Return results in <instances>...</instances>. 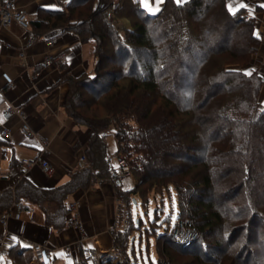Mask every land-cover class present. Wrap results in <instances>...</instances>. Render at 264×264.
<instances>
[{
    "label": "trees",
    "instance_id": "1",
    "mask_svg": "<svg viewBox=\"0 0 264 264\" xmlns=\"http://www.w3.org/2000/svg\"><path fill=\"white\" fill-rule=\"evenodd\" d=\"M112 6L113 0H72L67 11L32 20L33 29L61 26L84 41H96L94 73L69 77L65 101L74 122L89 128L87 152H83L89 166L73 172L57 188H38L22 181L16 199L54 204L57 211H46L47 222L61 229L68 223L65 200L71 192L88 188L96 178L121 185L107 151L106 132L113 124L138 180L132 191L118 192L127 205L133 192L145 197L156 186L162 188L157 193L173 187L179 199V219L206 237H215L221 228L232 236L264 222V201L253 200L248 191L244 206L237 204L236 194L226 200L220 195L219 202L214 197L218 182L230 184V189L235 177L237 183L264 177L262 80L257 71L243 69L260 45L252 19L230 12L224 0L183 4L168 0L155 16L136 3L139 20L119 31L109 17ZM115 55L120 56L119 68L102 73L111 81L97 91L95 86L105 77L101 69ZM205 107L210 109L208 115L200 113ZM128 114L136 117L134 129L129 122H121L120 116ZM127 149L133 150L135 158ZM93 170L98 171L96 175ZM245 170L248 174L242 180ZM13 198L12 191L2 192L0 208L8 210ZM130 222L124 238H129L134 225L131 214ZM168 234L158 237L160 253L161 240L169 247L176 244L174 238H161ZM95 257V261L100 258L103 264H113V255ZM129 261L128 256L126 264ZM83 264H89L88 259Z\"/></svg>",
    "mask_w": 264,
    "mask_h": 264
},
{
    "label": "crops",
    "instance_id": "2",
    "mask_svg": "<svg viewBox=\"0 0 264 264\" xmlns=\"http://www.w3.org/2000/svg\"><path fill=\"white\" fill-rule=\"evenodd\" d=\"M18 1L27 8L33 21L42 19L44 14L65 10L62 8L63 0ZM172 1L183 4L190 0ZM224 1L230 12H241L243 16L252 19L254 33L258 36L260 45L250 63L243 66V69L249 73L257 71L260 76L264 75V0ZM115 2L116 0H113L114 4ZM167 2L168 0H134V3L140 4L141 8L152 16L158 15ZM120 23L124 27L125 24L121 21ZM34 30L42 39L27 51L23 60H19L17 54L25 37V30L17 34L12 25L9 30L3 32L4 43L0 45V67L10 72L18 86L16 90L7 92L5 99L0 97V111L3 112L10 103L25 106L29 114V123L37 135L30 138L29 145H26L29 154L22 159L34 161L43 154L55 167V173L46 174L38 164L20 171L16 168V164L22 159H16L14 156L8 171L0 172V194L10 190L14 201L17 200L16 188L22 181L46 189L57 188L68 182L72 173L78 171L75 169L76 160L82 150L86 149L89 141V128L74 122L65 109V101L70 88L67 79L77 78L93 71L96 41H84L76 32L61 26L44 28L41 26ZM50 38L57 40L52 52L60 56L59 62L43 73L35 83L32 75L34 70L39 68L48 51L45 39ZM91 44L94 45V66L89 63L92 54ZM63 52L67 55L64 59L61 58ZM0 85L3 86L4 82L1 81ZM259 102L261 107H264V83L260 89ZM62 111L66 114L67 120L61 119ZM3 122L2 117L0 128ZM18 132H21L18 127L14 128L11 141L0 138V159L6 156L7 148L13 146V136ZM93 173L97 174L94 171ZM120 186V184L116 186L108 179L96 178L88 188H77L67 196L65 205L72 200L81 202L82 217L86 221L85 238L80 246H75L73 249L66 248V244L79 236L69 231L67 225L60 229L47 222L46 211L55 213L57 207L49 202L41 205L27 200L35 208L33 214L23 213L20 220H9L6 225L0 223V264H25L27 260L29 264H35L31 247V243L35 241L48 244L53 258L52 264H83L86 259L89 264H101L100 258L95 261V256L114 255L111 254L114 252L111 249L113 241L107 229L113 223L116 212L115 199L119 198L125 203L118 196L119 191H124ZM36 209L41 210L43 214L35 211ZM3 211L5 210L0 208V213ZM128 211L130 219V210ZM24 224L27 228L25 233H22ZM126 232H120L119 237L122 238ZM79 240L81 241V238L77 239Z\"/></svg>",
    "mask_w": 264,
    "mask_h": 264
},
{
    "label": "rangeland",
    "instance_id": "3",
    "mask_svg": "<svg viewBox=\"0 0 264 264\" xmlns=\"http://www.w3.org/2000/svg\"><path fill=\"white\" fill-rule=\"evenodd\" d=\"M67 10L65 9V11ZM109 17L119 31H122L123 28L132 27L134 22L139 20L136 12V3H134V0H116L110 9ZM120 21L125 24L124 27ZM194 22L195 26L196 21ZM12 25L14 32L17 34L23 32V29L17 23H13ZM90 46L92 54L89 58V63L94 66V45L91 44ZM118 56L115 55L113 62H106V65L101 69V74L118 70L120 64V56ZM89 73L93 74L94 69ZM103 74L102 76L105 77L99 79L98 84L95 86L97 91L108 86L111 81L108 75ZM209 110V107H205L200 113L202 112L208 115L210 113ZM2 117L3 112L0 111V120H2ZM60 117L62 120H67V116L63 111ZM120 118L121 122H129L127 125L133 129L138 126L134 115H121ZM30 138L22 132H18L13 136V146L8 147L6 156L0 159V172L8 171L10 162L14 156L16 159H22L28 156L29 151L26 145H29ZM106 142L111 163L114 169H118L117 153L119 146L116 138V128L113 124L106 132ZM85 151L87 152V149L83 150V152ZM127 151L129 155L133 154V150L127 149ZM132 157H134V154ZM199 171V168L194 170L197 173ZM246 174H248V170H245L244 175H242V180H245L244 176ZM236 178L233 180L234 182L231 184L230 189H227V186L230 184L225 185V182L216 183L214 197L217 195L218 198L216 197V200L218 202L220 195L223 200H226L229 196L236 194L237 204L244 206L246 204V191L251 193L253 200L258 199L264 201V177H260V181L258 182L249 183H243L242 181L237 183ZM137 183L136 175L130 174L121 180L120 188L125 192L132 191ZM257 184L259 187H257ZM237 188L239 190L235 191ZM160 191L162 192V188L156 186L151 188L145 197L139 192L131 193L130 203L127 205V209L130 210L134 225L129 230V238H117L121 253L111 252V254H114L113 264H126L127 262L122 259L126 255V251L128 252L130 260L129 264H264V234L262 232L264 231V222H256L250 230H241L239 232L240 234L237 233L232 236L230 234L228 236L227 233L225 235L224 229L221 228L218 229L215 237H206L195 229L190 230L188 228L189 224L185 220L179 219V199L174 188L170 187L169 190H163V193H157ZM252 192L254 193L252 194ZM261 208L264 210V206ZM35 211L43 214L39 209ZM180 221L183 222V225H179ZM236 224L237 222H235ZM179 228L183 230V233L182 231L179 232V230L177 234L176 230ZM168 232L169 234L166 237L161 238H174L176 244L173 243L169 247L165 245V241L161 240L162 252L160 253L157 247L158 237ZM229 232L231 233V230ZM177 238H186L185 241L188 240L187 242L191 243H182V245L190 246V248H187V250L181 249V244L177 242Z\"/></svg>",
    "mask_w": 264,
    "mask_h": 264
},
{
    "label": "built area",
    "instance_id": "4",
    "mask_svg": "<svg viewBox=\"0 0 264 264\" xmlns=\"http://www.w3.org/2000/svg\"><path fill=\"white\" fill-rule=\"evenodd\" d=\"M72 0H63L62 8L67 9L69 3ZM13 23H17L26 34L21 41L20 47L18 49L17 57L18 59L26 58L27 51L35 47L38 42L42 39L32 27V19L28 13L25 6L21 5L18 0H0V45L4 43L3 32L9 30ZM48 48L44 59L40 62L39 68L34 70L32 79L35 83L39 81L43 73L49 71L51 68L55 67L59 62L60 56H56L52 52V48L56 45L57 40L55 38L45 39ZM66 53L61 54V58H66ZM262 82H264V75L260 76ZM3 81L4 85H0V97L5 99L6 93L17 89L18 83L15 78L10 75V72L4 70L0 67V82ZM3 120L0 128V138L5 141H11L14 128L18 129L25 135L29 137H34L37 133L33 130L31 124L29 123V114L23 105H14L10 103L3 110ZM118 169H114L116 179L121 181L124 177L133 174L132 169L128 165V160L125 156V144H118ZM36 164L40 165L43 171L48 175H53L55 173V167L53 164L46 159L43 154L39 155L36 160L22 159L16 164V168L20 171L25 170V168H30ZM88 167V161L85 154L82 153L78 156L75 164L76 170H83ZM95 173L98 171L95 170ZM103 184V183H102ZM101 185V184H100ZM116 212L114 215L113 223L109 225L107 232L111 236L113 244L112 251L121 253V248L117 243V238L120 236V232L127 231L130 227L129 211L127 205L123 203L119 198L115 199ZM68 211L67 216V229L73 231L81 238V241L77 239L72 240L66 244V248L73 249L75 246H80L85 238L86 233V221L82 217V204L78 200H72L66 204ZM23 213L33 214L34 208L26 201L15 200L11 207L0 213V223L6 225L9 220H20ZM179 225H183L180 221ZM26 224L22 226V233L26 231ZM177 229V234L183 230ZM179 231V232H178ZM186 238H177V242L180 244H189L191 242L185 241ZM188 239V238H187ZM117 243V244H116ZM33 260L35 264H52V255L50 252V247L47 243L32 242L31 243ZM123 254V253H122ZM124 261L128 260V255H124L122 258Z\"/></svg>",
    "mask_w": 264,
    "mask_h": 264
},
{
    "label": "water",
    "instance_id": "5",
    "mask_svg": "<svg viewBox=\"0 0 264 264\" xmlns=\"http://www.w3.org/2000/svg\"><path fill=\"white\" fill-rule=\"evenodd\" d=\"M135 202H136V200H135Z\"/></svg>",
    "mask_w": 264,
    "mask_h": 264
}]
</instances>
